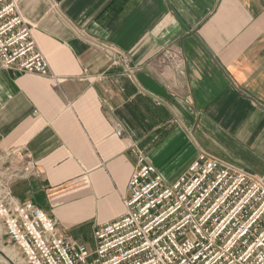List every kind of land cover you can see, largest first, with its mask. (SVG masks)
<instances>
[{
	"label": "crops",
	"instance_id": "0c3cea01",
	"mask_svg": "<svg viewBox=\"0 0 264 264\" xmlns=\"http://www.w3.org/2000/svg\"><path fill=\"white\" fill-rule=\"evenodd\" d=\"M17 2L60 81L0 62V150L30 152L14 194L72 240L125 211L133 143L168 183L201 150L264 176V0Z\"/></svg>",
	"mask_w": 264,
	"mask_h": 264
},
{
	"label": "built area",
	"instance_id": "2783aa9c",
	"mask_svg": "<svg viewBox=\"0 0 264 264\" xmlns=\"http://www.w3.org/2000/svg\"><path fill=\"white\" fill-rule=\"evenodd\" d=\"M32 30L17 0H0L2 68L59 82ZM116 54L128 67L126 55ZM110 58L117 62L113 52ZM131 151L136 166L125 211L96 228L90 249L14 194L15 182L40 173L30 152L0 150V224L26 264H264V176L201 150L168 183L137 143Z\"/></svg>",
	"mask_w": 264,
	"mask_h": 264
},
{
	"label": "rangeland",
	"instance_id": "374dc122",
	"mask_svg": "<svg viewBox=\"0 0 264 264\" xmlns=\"http://www.w3.org/2000/svg\"><path fill=\"white\" fill-rule=\"evenodd\" d=\"M0 264H26L13 241L4 233L0 224Z\"/></svg>",
	"mask_w": 264,
	"mask_h": 264
}]
</instances>
